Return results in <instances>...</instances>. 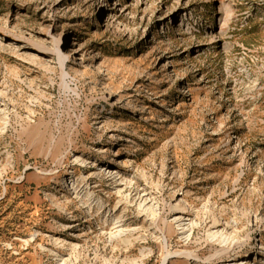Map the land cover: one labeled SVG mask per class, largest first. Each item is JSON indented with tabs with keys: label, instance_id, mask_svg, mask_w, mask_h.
<instances>
[{
	"label": "rangeland",
	"instance_id": "374dc122",
	"mask_svg": "<svg viewBox=\"0 0 264 264\" xmlns=\"http://www.w3.org/2000/svg\"><path fill=\"white\" fill-rule=\"evenodd\" d=\"M0 264H264V0H0Z\"/></svg>",
	"mask_w": 264,
	"mask_h": 264
},
{
	"label": "bare ground",
	"instance_id": "6f19581e",
	"mask_svg": "<svg viewBox=\"0 0 264 264\" xmlns=\"http://www.w3.org/2000/svg\"><path fill=\"white\" fill-rule=\"evenodd\" d=\"M143 201V200H142ZM142 201H141V203H142ZM145 202V201H144ZM143 204V203H142Z\"/></svg>",
	"mask_w": 264,
	"mask_h": 264
}]
</instances>
